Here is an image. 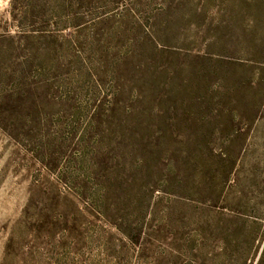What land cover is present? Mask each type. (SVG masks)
I'll use <instances>...</instances> for the list:
<instances>
[{
    "label": "rangeland",
    "instance_id": "374dc122",
    "mask_svg": "<svg viewBox=\"0 0 264 264\" xmlns=\"http://www.w3.org/2000/svg\"><path fill=\"white\" fill-rule=\"evenodd\" d=\"M28 2L0 0V264H264V0L37 1L33 35Z\"/></svg>",
    "mask_w": 264,
    "mask_h": 264
},
{
    "label": "trees",
    "instance_id": "16d2710c",
    "mask_svg": "<svg viewBox=\"0 0 264 264\" xmlns=\"http://www.w3.org/2000/svg\"><path fill=\"white\" fill-rule=\"evenodd\" d=\"M28 1H29L28 2L29 4L26 5L28 8H25V10H24V14L25 15L22 18H20V19L18 17H15V16L13 18H14V21L16 22V28L18 30H20V32H25L28 35H33V33H39L41 31H43L42 28H45V27H42V25H40V27L37 26V28H35L34 27V23H32L30 25H26L25 22H26V19L28 18L27 17L28 10L30 12L33 11L36 8V7L35 8L33 7V3L37 2V1H40L41 4H40V6L38 8L39 9L38 11L40 13H43V14L46 15V13H49L51 10H54V12L56 10H59L58 6H54V5H57L58 0H28ZM52 1H53L54 5H51ZM75 1H76L77 5H76V8L73 10V15L79 16V15L82 14L80 5L82 4L83 0H75ZM224 193H225V191L221 195H217L215 197L214 201L213 202L210 201V203L208 204L211 207L216 208V210H217L216 214L218 216V219H219L220 223H222V224L224 222L231 221L232 219L235 218V217H233L230 214V213H232V211L229 209V207H227L225 205V201L224 200H225V194L226 193L225 194ZM224 243H229V242L225 240ZM222 250H223V252H228V247L226 246V248L225 249L222 248Z\"/></svg>",
    "mask_w": 264,
    "mask_h": 264
}]
</instances>
